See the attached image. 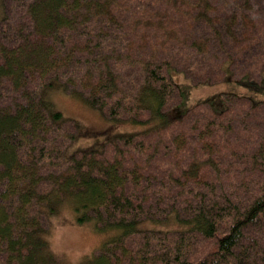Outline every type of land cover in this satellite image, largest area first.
<instances>
[{
	"label": "trees",
	"instance_id": "obj_1",
	"mask_svg": "<svg viewBox=\"0 0 264 264\" xmlns=\"http://www.w3.org/2000/svg\"><path fill=\"white\" fill-rule=\"evenodd\" d=\"M1 3L0 264H264V99L175 78L264 90V0ZM68 223L102 237L75 263Z\"/></svg>",
	"mask_w": 264,
	"mask_h": 264
},
{
	"label": "rangeland",
	"instance_id": "obj_2",
	"mask_svg": "<svg viewBox=\"0 0 264 264\" xmlns=\"http://www.w3.org/2000/svg\"><path fill=\"white\" fill-rule=\"evenodd\" d=\"M2 0H0V17L2 16ZM182 92V104L183 109H192L198 103L208 101L212 107L216 110L223 107L220 92L235 93L238 96H246L252 100L264 99V90L262 87L254 90L255 93L248 92L240 84L234 80H238V76L230 82L214 83L210 85H195L181 74L175 76ZM257 81L260 80V76L256 75ZM240 85V86H239ZM261 86V85H260ZM54 99L57 105L68 116L79 119L84 128L89 132H97L104 130L106 122L104 117L97 112L92 111L82 102L71 98L66 93H55ZM101 237V236H100ZM98 236H94L87 228L74 226L71 223L67 225L58 224L52 228L50 234V243L54 251L63 255L67 261L75 263L85 253L92 252L95 249H99L101 239Z\"/></svg>",
	"mask_w": 264,
	"mask_h": 264
},
{
	"label": "bare ground",
	"instance_id": "obj_3",
	"mask_svg": "<svg viewBox=\"0 0 264 264\" xmlns=\"http://www.w3.org/2000/svg\"><path fill=\"white\" fill-rule=\"evenodd\" d=\"M51 100H52V98H51Z\"/></svg>",
	"mask_w": 264,
	"mask_h": 264
}]
</instances>
